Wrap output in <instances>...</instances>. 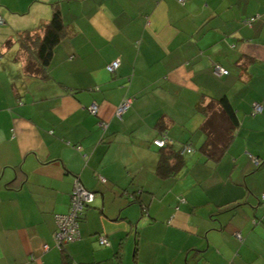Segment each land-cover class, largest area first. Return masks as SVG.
<instances>
[{
  "label": "crops",
  "instance_id": "1",
  "mask_svg": "<svg viewBox=\"0 0 264 264\" xmlns=\"http://www.w3.org/2000/svg\"><path fill=\"white\" fill-rule=\"evenodd\" d=\"M55 7L65 34L28 73L18 34ZM0 17V264H264V0H0ZM77 183L96 196L67 260Z\"/></svg>",
  "mask_w": 264,
  "mask_h": 264
},
{
  "label": "trees",
  "instance_id": "2",
  "mask_svg": "<svg viewBox=\"0 0 264 264\" xmlns=\"http://www.w3.org/2000/svg\"><path fill=\"white\" fill-rule=\"evenodd\" d=\"M65 29L66 25L63 21L61 10L55 7L53 16L49 22L42 23L38 29L26 30L18 34L22 54L26 57V70L28 73L40 75L42 77L46 76L44 70L49 66L53 57L54 48L63 38ZM225 100L227 101L226 98L221 101L225 102ZM225 106L227 114L232 119L235 114L234 109H232L229 104L226 105L225 103ZM186 144L179 150H168L166 154L161 155L158 164V172L162 177L174 175L184 164L181 152ZM165 147H168V143L162 148ZM84 212L79 216V226L84 217ZM60 249L63 251L64 258L68 260L69 255L66 254L65 246L60 247Z\"/></svg>",
  "mask_w": 264,
  "mask_h": 264
},
{
  "label": "built area",
  "instance_id": "3",
  "mask_svg": "<svg viewBox=\"0 0 264 264\" xmlns=\"http://www.w3.org/2000/svg\"><path fill=\"white\" fill-rule=\"evenodd\" d=\"M183 1V0H180ZM4 23V19L0 17V24ZM120 62L118 60L112 61L107 65V69L110 73H115L119 67ZM229 71L222 68L221 66L216 67V73L227 74ZM131 103V99H126L117 109V115L122 116L124 111H126ZM255 113H262L263 106L256 102L255 103ZM92 110L94 112L98 111V106L93 105ZM168 143V139H155L154 144L159 147H164ZM193 148L190 144H186L182 152H191ZM257 163H260L256 159ZM106 182V179H103ZM95 199V192L86 189V187L80 183H77L73 191L70 210L68 213L57 215L58 228L55 232V239L59 247L65 246L67 243L75 241L81 237V231L79 226V216L85 211L87 205H89ZM101 244H108V239L105 236L100 237Z\"/></svg>",
  "mask_w": 264,
  "mask_h": 264
}]
</instances>
